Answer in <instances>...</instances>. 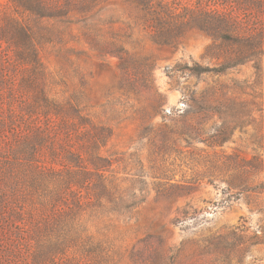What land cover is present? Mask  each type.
Returning <instances> with one entry per match:
<instances>
[{"label":"trees","instance_id":"trees-1","mask_svg":"<svg viewBox=\"0 0 264 264\" xmlns=\"http://www.w3.org/2000/svg\"><path fill=\"white\" fill-rule=\"evenodd\" d=\"M113 3L124 6L130 20L107 14V5ZM132 25L141 26L158 48L177 50L195 33L212 40L208 55L215 65L192 63L173 71L224 77L251 63L253 86L264 84V0L0 2V264H114L112 248L92 231L94 223L131 221L150 195L137 152L108 150L127 119L126 109L107 103L91 114L77 94L59 97L56 89L61 83L43 61L44 49L51 48L71 65L72 56L91 52L116 58L121 89L151 96L143 113L149 123L142 126L139 140L153 137L160 142L154 145L158 153L176 152L178 137L214 146L227 141L226 133L236 122L224 123L221 117L222 128L209 138L200 127L185 128L188 117L198 113L195 107L202 115L221 114L227 95L219 82L186 94L187 110L177 114L174 128L150 122L164 112L165 101L154 91L151 60L130 54ZM245 95L250 96L232 93L242 102ZM169 186L173 194L189 187ZM180 213L185 218L190 214ZM156 238V246L134 251L131 258L144 264H189L200 244L213 245L208 239L183 240L166 248L162 235Z\"/></svg>","mask_w":264,"mask_h":264},{"label":"rangeland","instance_id":"rangeland-1","mask_svg":"<svg viewBox=\"0 0 264 264\" xmlns=\"http://www.w3.org/2000/svg\"><path fill=\"white\" fill-rule=\"evenodd\" d=\"M0 2L7 4V0ZM106 8L107 14H121L124 21L130 20L124 6L113 3ZM132 27L130 54L151 60L154 91L165 101L164 112L152 116L150 122L174 128L177 114L187 110L186 94L219 82L227 95L219 108L221 114L208 111L202 115L195 107L193 111L198 113L188 117L185 128L200 127V133L209 138L222 128L219 117L224 123H236L230 125L228 139L221 146L178 137L176 152L158 153L153 137L139 140L142 126L149 123L143 113L149 108L151 96L146 92L141 96L127 94L121 89L122 74L116 58L104 59L91 52L72 56L71 65L51 48L44 49L43 61L61 83L56 89L59 97L77 94L91 114L101 112L107 103L126 109L127 119L117 128L108 150L127 155L137 152L149 183L150 195L136 218L97 221L92 231L108 242L114 264H144L133 260L132 253L145 251L149 244L156 246L160 235L166 248L183 240L213 241V245L203 243L199 250L192 251L189 264H264V84L253 86L256 77L251 63L229 70L224 77H195L173 71L185 64L215 65L208 55L212 40L195 33L177 50L158 48L141 26ZM242 92L250 95H245V102L233 98L232 93ZM171 184L189 187L173 194ZM184 210L190 212L188 218L180 213ZM221 235L224 238L215 240Z\"/></svg>","mask_w":264,"mask_h":264}]
</instances>
